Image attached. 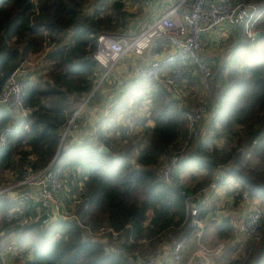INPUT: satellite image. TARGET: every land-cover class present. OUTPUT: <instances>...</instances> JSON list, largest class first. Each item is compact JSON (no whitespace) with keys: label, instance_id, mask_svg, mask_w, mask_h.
Returning a JSON list of instances; mask_svg holds the SVG:
<instances>
[{"label":"trees","instance_id":"16d2710c","mask_svg":"<svg viewBox=\"0 0 264 264\" xmlns=\"http://www.w3.org/2000/svg\"><path fill=\"white\" fill-rule=\"evenodd\" d=\"M127 1L0 0V91L31 56L43 55L46 64L24 87L26 113L0 106V185L7 171L19 182L29 169L51 163L73 195L58 207L66 218L55 219L52 207L40 206L28 193L0 192V264H136L170 233L197 229L186 195L198 199L207 186L230 177L240 184L227 191L234 205L247 193L264 206V0H243L262 8L256 36L234 26L232 53L212 57L209 131L189 127L190 102L197 97H182L179 84L150 78L144 79L151 81L148 112L135 117L141 130L117 129L127 104L120 101L99 121L95 138L65 145V127L103 72L94 57L99 34L129 31L136 11ZM149 120L153 123L146 124ZM175 152L179 162L172 182H165L158 171ZM198 204L203 219L205 204L200 199ZM232 217L212 221L218 239L234 235ZM88 229L103 231L113 248ZM262 231L243 264H264V217ZM12 244L20 250L13 260L5 251Z\"/></svg>","mask_w":264,"mask_h":264},{"label":"built area","instance_id":"2783aa9c","mask_svg":"<svg viewBox=\"0 0 264 264\" xmlns=\"http://www.w3.org/2000/svg\"><path fill=\"white\" fill-rule=\"evenodd\" d=\"M158 1L162 3V10L140 32L99 34L94 57L103 67V75L100 79L105 78L116 63L127 54L131 52L143 54L147 50L151 51V56L147 63L138 68L139 78H161L168 85L177 86L185 74L199 72L202 84L205 86V95L201 101L191 105L188 111L189 127L192 132L197 133L202 119L209 110V90L214 75L212 65L203 54L205 34L228 23L232 26H242L248 36L254 37L257 34L256 22L262 17L263 11L259 3L243 0H141V3L145 6H153ZM27 64L26 61L19 65L8 77L0 91L1 107L21 109L26 113L23 109V90L33 77ZM89 98H84L70 118L63 131V138ZM179 157V152L170 156L158 171L159 179L172 182ZM50 165L51 163L43 168L29 169L18 185L38 187L39 194L36 198L40 206L52 207L56 203L59 207V195L64 187L63 180L60 171L52 169ZM216 185L217 183L214 182L203 191H208L210 187L214 188ZM244 198L249 200L247 193L244 194ZM198 199H195L194 195H186L192 224L203 229V222L199 218ZM263 217L264 207L255 202L241 224L242 231L255 238H261ZM90 233L113 248L109 238L102 239L103 231ZM113 233L115 236L118 234L115 230ZM188 239L187 232L180 235L170 233V239L163 241L153 252L138 256L136 264H179ZM167 241L169 245L163 249L162 245ZM224 247L223 242L218 243L214 248L201 245V249L197 248L196 253L208 259L209 255L220 252Z\"/></svg>","mask_w":264,"mask_h":264},{"label":"rangeland","instance_id":"374dc122","mask_svg":"<svg viewBox=\"0 0 264 264\" xmlns=\"http://www.w3.org/2000/svg\"><path fill=\"white\" fill-rule=\"evenodd\" d=\"M126 4H127V8H129L131 11H138L139 8H140V12L142 11V6H141L140 2L135 3V2L128 0L126 2ZM131 7H134L133 10L131 9ZM138 14H139V12L137 14L131 16V18H130V23L133 27V30H135L136 32H140L142 27L144 25H146V22L138 23V18H137ZM235 32H236V28L234 26H232L231 24L225 23V24L221 25L218 29H215L213 31H209L207 33V35H205L203 54L205 55V57L210 62L213 69L215 68V63H214L215 61H214V59H212V57L214 55H222L224 58V57H228V55H230L232 53V47L234 46V44L236 42V39L234 37L235 34L233 35V33H235ZM160 41H161V39H160ZM37 57H39V56L33 55L27 60V62H28L27 65L29 67L31 65V72L33 73V75H36L34 73H36L37 71L42 72L44 70V68L46 67V64L44 63V61L43 62L41 61V59L42 60H44V59L43 58H37ZM130 58H131L130 55L122 58L121 61H118L116 63V65L114 66L112 71L105 78L100 79L103 75V73H102V75L96 79V82L94 84V87L96 86V89L94 91L95 95L93 96V97H106L108 95L109 96L111 95V97H125L122 101H126L127 104H125L126 107L121 108V112L118 115L117 129L119 131H121V130L123 131V128H121V127L127 126L129 129L128 133L136 132V131H139L142 129L143 125L138 123V121L135 120V117L140 116V115L148 112L149 104H150L148 92H149V89L151 88V81L150 80H144L142 78L134 76V70H128L127 71V69H125L124 71H119L118 74L119 73L120 74L118 75L119 76L118 79H114L112 77V73L114 75V73H116L115 72L116 69H119V67H121L120 64L122 62H127ZM192 74H193V77H192V79H190L191 81L194 82L192 89L190 91H188L189 93H184L182 90V83L180 82L179 85L177 86V90H178L177 94H179L181 91L182 97H191L190 99L197 97L196 100H193L190 102V104L191 103L195 104L204 98L205 86L202 84L199 72H197V71L192 72ZM154 79H157V78H154ZM209 91H210L209 92V98H210V97H212V88L211 87H210ZM107 92L110 94H108ZM105 94H107V95L104 96ZM90 101L91 100L88 99L86 104H88V102H90ZM14 111H16V110H14ZM209 112L206 114V116L201 121L200 129L203 130L204 132L209 131L208 125H207V122H209V120H210V113ZM14 113L18 114L17 112H14ZM150 122L151 121H148L146 124H150ZM120 134L122 135V132ZM190 172H191V170L188 169L184 173V179L189 178ZM14 178H15V174L11 171H7V173L5 174V178H4V180H6V183H5V185L4 184L0 185V192L9 191L13 195H16L18 192H21V193H24V192L28 193L27 191L32 192V193L35 192V191L33 192L32 190L30 191L27 188L24 189V185L23 186L18 185V181L15 182ZM236 183L237 182L230 177L229 182L227 181L226 183H220V184L217 183V185H221L220 186L221 191L224 193V191L228 189L227 187L230 186V188H231ZM63 186H64L63 190L61 191V193L59 195V203H63V205H67L66 201H64V197L68 196L69 198H71L70 197L71 190H70L67 182H65L63 184ZM211 188L212 187H210L209 189H211ZM210 191L211 190H208L207 192L204 191L202 194H201L202 191H200L197 194V197L199 196V199L202 200L204 198L205 194L210 193ZM213 192H212V194H213ZM223 193H220L219 195L221 197H219V199H216L221 204L217 205V207L215 205V208L213 207V204H215L214 202H212V201L206 202V201L202 200L204 202L205 206H207V208H209L208 210L214 212V215L217 216L218 218H221L224 214L229 213V210H232V208H233L231 206L232 204L228 202V200L231 201V197L222 196ZM34 194L38 195L39 191H38V193L35 192ZM71 196H73V195H71ZM251 201L254 202L252 204H255V202H257L261 206H263L261 204V201L258 198H252ZM73 205H74V202H72L69 205L68 213H70V214H72L71 208L73 207ZM246 216H248V213ZM233 217L235 218V215H233ZM203 219L202 220H203L205 227L210 226L211 227L210 229H212V231L214 232L215 224L213 222H211V216L209 217V215L207 214L206 217H203ZM205 222H206V224H205ZM233 237L235 238V240L231 243V246L228 248V250H227L228 241H232V240H230L231 238L229 240H228V238L227 239H218V237L214 238L212 240L207 238V241H203V240H206V238H203L202 242H203V245H206L208 248H214L219 242L225 243L226 258L222 262H220L219 264H227L230 260H232L234 258L239 259L240 264H243L244 259L246 257H248L250 250L254 247V245H257L261 239L255 238V237H253L247 233H244V232L238 230L237 227H236V230H235ZM209 240H210V243H206ZM12 245H13L12 248H9V246L6 247L5 251L7 253L8 252L11 253L9 255V259L13 260L15 257L18 256L20 250L14 244H12ZM226 250H227V252H226ZM216 256L217 255H210L211 261H212V259L217 258ZM220 260H221V258H220ZM211 264H213V262H211Z\"/></svg>","mask_w":264,"mask_h":264},{"label":"crops","instance_id":"0c3cea01","mask_svg":"<svg viewBox=\"0 0 264 264\" xmlns=\"http://www.w3.org/2000/svg\"><path fill=\"white\" fill-rule=\"evenodd\" d=\"M141 6H142V11L140 12V10H138L139 14L137 15V18H138V23L146 22V25H144L142 27V29H143L144 27L147 26V24L152 22L153 19L162 10V3L160 1H158L153 6H145L141 3ZM133 8L134 7H131L132 10H133ZM137 13L138 12L136 11V14ZM132 30H133V27H132V25H130L129 32L138 33L135 30H133V31ZM205 35H207V34H205ZM128 55H130L131 58L127 62H122L120 64L121 67H119V69H116V71H115L116 73H114V75L112 73V77L114 79H118V77H119L118 75L120 74V73L118 74V72L124 71L125 69H127V71L128 70H134V76L138 77V74H137L138 68L141 65H143L149 61L150 56H151V51L147 50L143 54H136V53L131 52V53L127 54L126 56H128ZM36 56H39L37 58H43L42 55H36ZM41 61L43 62L44 60L41 59ZM29 68H30V72H31V65ZM31 74L33 76L32 72H31ZM157 79L161 80V78H157ZM181 83H182V90L184 93H189L188 91H190L194 85V82L191 81L187 77L186 78L184 77V79L181 81ZM177 92H178V90H177ZM108 94H110V93H108ZM106 95L107 94H105L104 96H106ZM108 96H106V97H93V98L90 97L91 99L89 98V100H91V101L88 102V104H86L82 108V110L79 112L78 120L74 121V123L70 126V128L66 134L65 145L78 143L85 137H91V138L96 137V130L99 126V121L102 119L103 116H106V115L110 116L111 115V110H110L111 106H113V104H115L116 102L122 101L125 98V97H111V95L109 97ZM149 121H151L150 124L153 123L152 120H149ZM229 180H230V178L226 181L229 182ZM239 185L240 184L237 182L231 188H230V186L227 188L228 189H234V188L238 187ZM220 186L221 185H216L214 188H211L210 193H206L202 200H204L206 202H211V201L214 202L215 203V204H213L214 208H215V205L217 207V205L221 204L218 200H216V199H219V197H221L219 194L223 193L221 191ZM26 188L30 191L31 190L33 192L35 191L36 193H38V191H39L38 187H36L34 185H25L24 189H26ZM228 189L225 190L224 193L222 194V196L231 197V201L228 200V202L232 204L231 206L233 208H232V210H229V213H227V214H231L232 216L235 215V218L232 217L233 223H234L235 227H237L238 230L242 231L241 224L243 223V221L247 217L246 216L247 213L249 214V212L253 206L252 203H254V202L251 201L252 198H250V197H249V200L244 198L243 201L241 202V204L236 206L233 204V200H234L233 196L227 192ZM27 192H28V194H30L34 197L38 196V195L34 194L35 192L34 193L29 192V191H27ZM212 192H213V194H212ZM208 209L209 208H207V206H205V211H206L205 213H206V215L208 214L209 217L211 216V222L214 220H220L224 215H226V214H224L221 218H218L217 216L214 215V212L209 211ZM206 215L204 217H206ZM203 220H202V222H203ZM205 224H206V222H205ZM203 226H204L203 229L201 227L197 226V229H194L191 232H187L189 234V239L183 248L182 258H181L179 264H211V262H213V264H219L220 262H222L226 258V255H225L226 254L225 253L226 248L225 247L220 252L211 254V255H217L216 256L217 258L212 259V261H211L210 255H209L208 259H206L203 255H200V253H196L197 248L200 250L201 249L200 245H203V242H202L203 238H206V240H203V241H207V238L211 239V240L214 238H217L215 230L213 232L212 229H210L211 228L210 226L205 227L204 223H203ZM232 237H231V239L228 238V240L230 239L232 241H228L227 250L231 246V243L235 240V238L234 237L232 238ZM105 238H108V236L106 235V236L102 237V239H105ZM109 243H111V241H109ZM206 243H210V240ZM168 245H169L168 241L164 242L162 245L163 249L167 248ZM227 250H226V252H227ZM220 258H221V260H220Z\"/></svg>","mask_w":264,"mask_h":264},{"label":"water","instance_id":"95a60500","mask_svg":"<svg viewBox=\"0 0 264 264\" xmlns=\"http://www.w3.org/2000/svg\"><path fill=\"white\" fill-rule=\"evenodd\" d=\"M95 89H96V86H95V87L93 88V90L88 94V96H87L88 98L91 97V95L94 93ZM101 149H103V150H107L108 147L105 146V145H103V146L101 147ZM52 210H53L54 218H55V219H65V218H66V215H65L64 213H62V212L59 210V208H58V206H57L56 203L53 204V206H52Z\"/></svg>","mask_w":264,"mask_h":264}]
</instances>
